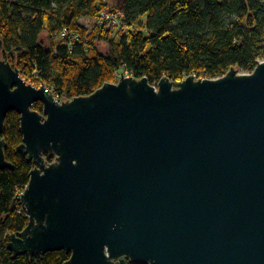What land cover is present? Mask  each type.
Returning a JSON list of instances; mask_svg holds the SVG:
<instances>
[{"label":"water","instance_id":"95a60500","mask_svg":"<svg viewBox=\"0 0 264 264\" xmlns=\"http://www.w3.org/2000/svg\"><path fill=\"white\" fill-rule=\"evenodd\" d=\"M11 110L18 149L35 164L20 196L29 223L7 244L14 255L264 264V61L158 84L122 75L60 101L0 57V168L11 167L2 137Z\"/></svg>","mask_w":264,"mask_h":264},{"label":"trees","instance_id":"16d2710c","mask_svg":"<svg viewBox=\"0 0 264 264\" xmlns=\"http://www.w3.org/2000/svg\"><path fill=\"white\" fill-rule=\"evenodd\" d=\"M106 5L104 0H0V57L62 101L117 82V74L147 77L151 84L165 76L217 78L232 67L252 72L264 58V0H121L116 7L126 15L123 30L82 23L94 21ZM32 108L43 112V103ZM2 137L11 167L0 168V264H64L70 258L64 249L34 256L8 249L10 235L29 223L17 194L35 164L18 149L23 133L17 111L8 112ZM43 155L55 160L47 151Z\"/></svg>","mask_w":264,"mask_h":264},{"label":"built area","instance_id":"2783aa9c","mask_svg":"<svg viewBox=\"0 0 264 264\" xmlns=\"http://www.w3.org/2000/svg\"><path fill=\"white\" fill-rule=\"evenodd\" d=\"M110 1L111 0H104V2L107 3V5L102 8L99 15L94 19V23L98 26H102L105 24H112L119 30H123L125 28L123 25L124 19L126 17L125 12L120 8L112 6V3ZM63 35L65 36L68 35L66 29L64 30ZM262 61H264V58L258 59V63ZM122 75L130 76L129 74H117V81L121 78ZM27 83L33 84L31 83V81H27ZM41 85H44V84H40L39 86L35 85V86L40 87ZM25 187L19 190L17 194V198L20 199V196L24 192Z\"/></svg>","mask_w":264,"mask_h":264},{"label":"rangeland","instance_id":"374dc122","mask_svg":"<svg viewBox=\"0 0 264 264\" xmlns=\"http://www.w3.org/2000/svg\"><path fill=\"white\" fill-rule=\"evenodd\" d=\"M110 2L112 3V6L115 5V7H116L117 5L120 6L121 0H111ZM82 23L84 25L92 27L94 24V21L92 19H83Z\"/></svg>","mask_w":264,"mask_h":264},{"label":"crops","instance_id":"0c3cea01","mask_svg":"<svg viewBox=\"0 0 264 264\" xmlns=\"http://www.w3.org/2000/svg\"><path fill=\"white\" fill-rule=\"evenodd\" d=\"M83 19H90V18H83Z\"/></svg>","mask_w":264,"mask_h":264}]
</instances>
